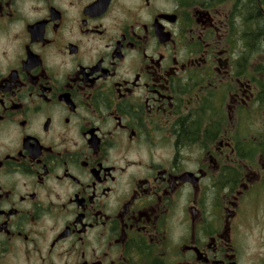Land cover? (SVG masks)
<instances>
[{
  "label": "flooded vegetation",
  "instance_id": "flooded-vegetation-1",
  "mask_svg": "<svg viewBox=\"0 0 264 264\" xmlns=\"http://www.w3.org/2000/svg\"><path fill=\"white\" fill-rule=\"evenodd\" d=\"M14 2L8 0L0 6V26L5 21L11 23L16 16ZM129 3H141L150 10L151 19L135 21L121 31L110 54V68L103 67V57L87 71L85 66L78 65V73L69 78L63 90L54 91L52 77L45 68V56L50 60L56 58L55 37L62 27L64 13L49 6L48 17L35 19L23 27L28 42L19 67L10 68L7 76H0V107L5 112L25 113L21 96L29 88V97L35 94L43 105L63 104L75 113L78 105L73 99L74 91L88 90L86 100L107 107L115 105L108 112L114 121L108 136L116 135L119 140V134H124L127 143L135 146V154L142 151L167 162V166L149 164L148 175L132 179L130 194L118 198L119 206L110 215L103 210V204L96 206L95 188L109 181L117 185L115 189L106 186L101 190L100 195L107 199L122 184L113 174L118 171L115 165L106 167L97 159L95 166H90L92 158L101 156L106 141L97 135L98 126L86 124L81 135H87L91 157L81 160L79 167L87 169L92 177L87 187L94 190L85 195L82 189L69 198L68 203L75 204L79 212L53 238L49 252L72 236L83 244L90 230L108 228L111 233L108 251L91 262L80 252V264H105V260L107 264H241L242 252L235 246L234 236L247 233L250 238L249 201L254 200L255 191L264 196V0H129ZM110 4L111 0H97L96 5L86 6L81 15L87 19L81 23L86 25L88 20L99 19ZM50 22L52 38L48 36ZM104 34L101 25L81 31V35ZM36 45L44 50V55L34 50ZM67 48L72 55L80 51L78 43H69ZM125 60L126 71H132V78L114 80L110 94L101 96L97 92L98 82L113 78ZM6 98H11L7 105ZM57 117L56 113L45 117L44 132L52 128ZM3 119L0 115V120ZM62 122L68 125L70 120L63 117ZM28 123L21 120L19 126L27 127ZM21 148L23 151L17 157L5 156L0 167L5 161L27 160L28 165L38 166L40 172L25 170L36 175V183L43 186L45 178L52 175L51 162L60 153L37 136H23ZM134 163L139 161L129 162ZM193 163L200 165L195 172L188 168ZM124 171L119 169L120 173ZM55 179L80 183L67 168L62 177ZM226 185L231 186V198L218 195L217 190ZM185 186L191 189L190 193L183 191ZM10 195L5 190L0 192V199L6 200ZM36 197V192L28 194L31 200ZM24 199L19 197L20 202ZM181 199L186 203L182 205ZM59 207L64 209L66 205ZM177 211L186 216L188 236L186 242L170 247L168 233L163 229ZM20 214L17 208L6 213L0 209V215L5 217L0 232L27 243L30 240L27 233H13L9 227L11 218ZM208 216L216 218L217 223L207 227ZM36 219L30 217L33 223ZM76 224L80 227L76 228ZM201 231L205 241L199 238ZM103 235L101 232L100 236ZM113 249L119 253L115 260L108 259ZM217 252L223 254L222 260L213 258ZM189 253L192 258L186 259ZM246 264H264V256L253 252L246 258Z\"/></svg>",
  "mask_w": 264,
  "mask_h": 264
},
{
  "label": "clouds",
  "instance_id": "clouds-1",
  "mask_svg": "<svg viewBox=\"0 0 264 264\" xmlns=\"http://www.w3.org/2000/svg\"><path fill=\"white\" fill-rule=\"evenodd\" d=\"M8 0H0V6L7 3ZM97 0H15L13 9L16 16L9 23L5 21L0 26V76H7L10 68H18L19 60L24 56V45L28 42L27 36L23 32L26 23H31L35 19L48 17L49 6L59 9L64 13L63 24L60 32L56 35V58L50 60L45 56V68L52 77L50 83L54 91L63 90L64 85L68 83L69 78L78 73V65L88 67L96 64V61L103 57V67L110 68L112 64L111 53L115 47V41L120 39V33L126 26L133 25L135 21L150 22L151 13L149 9L143 7L141 3L132 4L129 0H111L110 6L106 12L100 13L99 19L88 20L86 25L81 23L82 19H87L81 15L82 11L88 5H96ZM35 9V10H33ZM5 11H7L5 9ZM54 22V21H53ZM101 25L105 34L103 36L81 35L83 28L92 29ZM48 36L53 37L52 22L48 26ZM69 43L79 44L80 51L78 54H69L67 45ZM154 43V41H153ZM34 50L40 51L44 55V50L39 46H33ZM75 52V49H72ZM152 54V49H148ZM128 61L125 60L123 65L116 69V75L108 80L98 82L97 92L101 96L110 94L114 80H124L132 78V71H126ZM38 71V69L36 70ZM30 89L25 88L22 91V101L25 105V113L5 112L0 107V115L4 117L0 120V161H4L5 156L17 157V153L23 151L21 148V138L25 135L37 136L45 145H50L54 152L60 153V156L51 162L53 168L52 175L47 176L43 186L36 183V175L29 174L26 168L34 169L40 172V168L35 165H28L27 160L13 163L5 161L4 166L0 167V192L10 191L8 199H0V209L5 213L10 208L20 209L19 216H13L9 221V227L13 233L23 232L30 237L29 242H24L20 238H9L0 232V264H80V252H83L84 258L89 262L98 259L100 254L108 251L107 243L111 237L108 228H95L90 230L85 238L84 243L77 242L76 237L72 236L69 240L61 242L55 249L49 252V244L53 238L61 232L66 225H70L74 220L79 209L75 204H69L68 200L74 193L81 192L91 195L93 188L87 187L92 183V177L88 174L87 169H81L79 163L88 157H91V149L87 141V135L82 136L81 131L86 124L96 125L100 128L97 135L106 141L103 152L100 157H94L90 160V166H95L97 159L106 167L115 165L118 169L113 173L118 177L122 186L119 191L110 194L107 199L100 195L104 187L117 188V185L111 181L107 185H98L95 188L97 193V205H104L103 210L110 215H114L119 206L118 198H127L133 187L132 179L138 175H148L147 166L149 164L167 166L165 159L159 156L149 157L142 151L139 155L135 154V146L129 145L124 139V134L108 136L107 133L112 131L114 121L108 117V112L114 110L115 105L105 106L104 103H94L86 100L89 95L88 90L73 93V99L78 107L76 112H69L63 105H43L40 100L33 94L29 97ZM11 102V98L5 99V105ZM85 104L90 107H85ZM58 114L54 120L53 126L48 132H44L42 125L45 117L48 115ZM63 117H68L70 123L64 125ZM103 118V119H101ZM28 120L27 127H20L19 121ZM124 122H127L126 118ZM114 141V143H113ZM67 150V151H65ZM130 161H139V163L129 164ZM200 167L198 163L188 165L190 171L195 172ZM65 168L73 176L78 177L79 184H74L70 180L64 179L57 182L56 176H63ZM119 169H125L123 173ZM230 185L218 189L219 196H230ZM185 193H190L191 189L185 186ZM36 192L35 200L28 198V194ZM24 196L23 202L19 197ZM187 202H190L187 201ZM51 203V207H50ZM186 203L181 199V204ZM66 205L60 209V205ZM36 216L35 222H31L30 217ZM5 217L0 215V223ZM208 225L211 227L217 223L216 218L208 216ZM89 220H91V209L89 210ZM76 228L80 225L76 224ZM168 233L169 246L173 247L180 243L186 242L188 236V224L185 214L177 211L176 216L169 222L167 228L163 229ZM103 232L104 235L100 236ZM201 241L206 240V236L201 231L199 234ZM261 246L249 247L251 240L247 238V233L243 235L237 233L234 236L235 246L242 252L241 264H246V258L253 252L264 256V235L260 237ZM95 250V254H93ZM119 253L113 249L108 259L115 260ZM189 253L186 259H191ZM217 260L223 259V254L217 252L213 257ZM107 264V260H105Z\"/></svg>",
  "mask_w": 264,
  "mask_h": 264
},
{
  "label": "rangeland",
  "instance_id": "rangeland-1",
  "mask_svg": "<svg viewBox=\"0 0 264 264\" xmlns=\"http://www.w3.org/2000/svg\"><path fill=\"white\" fill-rule=\"evenodd\" d=\"M255 164H258L257 158L255 159ZM257 166V165H256ZM261 196V195H260ZM259 191H255L253 198L249 201V233H250V247L261 246L260 237L264 235V203L260 201ZM264 200V196H261ZM256 200V201H255Z\"/></svg>",
  "mask_w": 264,
  "mask_h": 264
}]
</instances>
